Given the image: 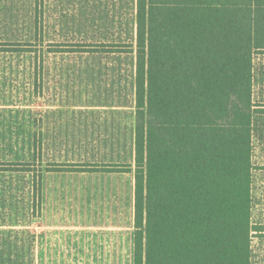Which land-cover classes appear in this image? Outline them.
Instances as JSON below:
<instances>
[{
	"label": "trees",
	"instance_id": "16d2710c",
	"mask_svg": "<svg viewBox=\"0 0 264 264\" xmlns=\"http://www.w3.org/2000/svg\"><path fill=\"white\" fill-rule=\"evenodd\" d=\"M48 1L0 0V72L8 63L29 82L27 98L12 103L18 129L6 144H19L23 129L30 150L28 159L0 160V205L28 184L31 206H40L44 172L133 166L132 264H251L252 238L264 235L263 216L253 220V142L264 139L253 58L264 52V0H135L133 162L102 169L43 160L45 123L61 113L41 109L44 74L58 72L60 56L99 51L82 28L86 17L48 9ZM17 205L0 212V264L5 254L21 263L20 250L33 247L31 232L8 228L24 222Z\"/></svg>",
	"mask_w": 264,
	"mask_h": 264
},
{
	"label": "rangeland",
	"instance_id": "374dc122",
	"mask_svg": "<svg viewBox=\"0 0 264 264\" xmlns=\"http://www.w3.org/2000/svg\"><path fill=\"white\" fill-rule=\"evenodd\" d=\"M134 3L135 0H49L46 4L48 9L86 17L89 22L82 28L89 37L87 41L99 43V51L82 57L60 56L58 72L44 74L41 109L62 113L50 114L45 123L49 135L45 143L49 148H45L44 161L54 160L65 166L81 163L92 169L125 167L133 162L136 51L128 45L135 32ZM8 68L6 63V72H0V160L28 159L30 150L22 140L28 136L23 129H19V144H6L18 129V113L12 103L27 98L29 83L25 73H12ZM253 74V100L264 103V52L254 56ZM256 122L264 129V116ZM262 140L254 138L253 142L254 193L260 199L253 209L254 221L262 216L264 219ZM132 169L44 172L41 204L34 208L28 184L13 190L12 204L0 205V212L15 211V206H11L19 203L16 207L19 212L24 211V222L8 228L34 235L30 252L20 250L25 260L19 264H132ZM263 241L264 235L252 238V264H264ZM4 257L5 263H10L8 255Z\"/></svg>",
	"mask_w": 264,
	"mask_h": 264
},
{
	"label": "crops",
	"instance_id": "0c3cea01",
	"mask_svg": "<svg viewBox=\"0 0 264 264\" xmlns=\"http://www.w3.org/2000/svg\"><path fill=\"white\" fill-rule=\"evenodd\" d=\"M133 202H134V201H133ZM262 244H264V241H263ZM263 250H264V247H263ZM251 254H252V247H251ZM251 264H252V256H251Z\"/></svg>",
	"mask_w": 264,
	"mask_h": 264
}]
</instances>
